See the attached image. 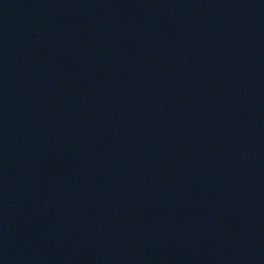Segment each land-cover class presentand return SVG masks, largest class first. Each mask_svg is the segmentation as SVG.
<instances>
[{
	"label": "water",
	"instance_id": "95a60500",
	"mask_svg": "<svg viewBox=\"0 0 264 264\" xmlns=\"http://www.w3.org/2000/svg\"><path fill=\"white\" fill-rule=\"evenodd\" d=\"M0 264H264V0H0Z\"/></svg>",
	"mask_w": 264,
	"mask_h": 264
}]
</instances>
